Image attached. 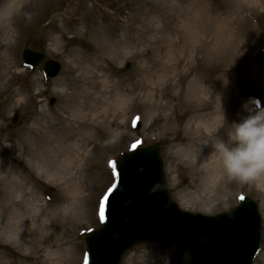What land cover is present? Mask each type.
<instances>
[{
  "label": "rangeland",
  "instance_id": "rangeland-1",
  "mask_svg": "<svg viewBox=\"0 0 264 264\" xmlns=\"http://www.w3.org/2000/svg\"><path fill=\"white\" fill-rule=\"evenodd\" d=\"M190 2L197 3L204 10L193 12V8L185 9ZM23 11L20 12L19 23L11 30H16V34L7 39L12 47L9 59L7 63L5 60L0 62V176L8 166L20 165L13 160L17 146H9L18 139L28 138L27 133L30 136L39 134L42 125L49 127L52 123L54 129H64L65 126L72 133H87L90 136V139H83V142L88 140L84 149V168L74 170L73 174L81 196L77 200V207L80 208L77 221L80 225L73 235L78 257L81 251L80 264H87L86 233L98 228L101 223L100 199L115 181L113 165L120 156L133 149L134 144L144 147L156 143L160 144L159 155L168 192L179 208L213 214L234 207L243 195L257 203L261 217V240L253 264H264L261 190L250 181L237 182L229 176L226 180L221 178V184L209 186L202 192L201 182L192 174L188 163L173 154L178 145L185 144V126L196 114V111L190 114L193 109L190 104L193 103L187 93L189 80L196 74L203 78L205 86L213 83V77L215 83L224 76L232 78L225 140L231 122L246 115L244 105L251 100L264 104V0H48L42 8ZM193 13H199L201 21L210 26L218 25L226 30L220 37L222 47L216 51L215 59L211 55L209 59L200 61L199 67L192 73H187L192 57L190 54L185 57L188 53L184 51L180 62L174 66L175 73L171 74L167 72V28L173 29ZM132 15L136 17L140 29L135 40L129 37L128 23ZM66 17L72 18L69 24ZM80 18L83 20L80 21ZM154 25H162V29L157 34L158 31L150 27L153 39H147L142 30ZM61 29L65 33H60ZM207 32L208 29L201 30L202 41L209 37L205 34ZM170 38L174 39V35ZM24 46L43 52L45 60H58L62 65L60 73L53 78L45 77L43 61L35 69L25 68L20 56ZM199 53L197 57L201 56ZM92 72L97 75L96 81L106 78V89L110 93L106 99L95 103L87 100L89 105L94 104L95 110L82 109L81 115L72 100H82L78 99L80 83ZM132 84L133 91L130 93L128 89ZM115 88L127 97L123 109L109 106L110 101L115 99ZM101 90L98 84L90 92L99 97ZM51 98H54L53 104H50ZM167 102L170 106L168 112ZM103 105L108 108L107 116L99 113ZM70 110H74L77 116H70ZM125 110L126 115L123 114ZM96 113L94 120H90ZM167 114L171 120L170 127H167ZM83 115L86 117L82 118ZM133 120H139L138 130L133 128ZM39 190L46 197L52 196V193L62 194H59V189L53 190L45 185ZM5 191V185H0V199H3ZM184 197L187 201L183 200ZM144 255L159 256L156 258L158 261H169L170 264H187L186 250L174 238L157 244L136 245L122 256L119 264ZM0 257L1 264L36 262L35 257L16 251L5 241H0ZM128 264L142 262L138 258Z\"/></svg>",
  "mask_w": 264,
  "mask_h": 264
},
{
  "label": "bare ground",
  "instance_id": "bare-ground-1",
  "mask_svg": "<svg viewBox=\"0 0 264 264\" xmlns=\"http://www.w3.org/2000/svg\"><path fill=\"white\" fill-rule=\"evenodd\" d=\"M159 1L165 0H157V2ZM47 2L48 0H0V62L5 60V63H7L9 59L8 54L10 55L9 51L12 47L7 39L16 34V30L14 32L11 30L19 23L20 12L29 8H42L46 6ZM94 6L95 4L91 8ZM189 8H193V12H198V9L200 11L204 10L194 2L185 5V9ZM199 13L198 15L193 13V15L186 16L184 21L182 20L175 27H172L173 29L167 28V33L170 36L174 35V39L167 35V72L175 73L173 71L174 66L180 62L181 54L184 51L188 53L185 57H188L189 54L192 57V63L187 72L192 73L195 68L199 67L200 61L209 59L211 55L215 59L216 51L222 47L220 37L225 34L226 30H222L221 26L212 27L210 24L201 21ZM83 18L79 20L82 21ZM71 19L66 17L67 24ZM128 27L129 37L135 40L139 29L135 16H131ZM150 27L155 32L158 31L157 34H159L162 25L144 27L143 33L147 39L152 40L153 35L149 32L153 30ZM204 28L209 30L205 33L209 37L202 41L200 32ZM61 32L65 33L62 29ZM54 40L56 42L57 38L55 37ZM179 43L181 45L178 46ZM201 50L202 53H199ZM193 53H195L194 56ZM198 53L201 56L197 57ZM5 65L7 67V64ZM96 77L97 75L94 72L89 73L83 79L84 81L82 80L80 83L81 90L78 99L80 97L82 100L79 99L78 102L72 100L74 107L79 108L81 115L82 109L95 110L94 104L89 105L86 102L87 100L95 103L99 99H106V96L110 93L106 89V78L96 81ZM202 79L201 76L196 74L195 77L189 80L187 93L190 97L189 100L193 103L190 104L193 107V109L190 107L192 109L190 114L194 111H196V114H194L193 120H190L185 126L184 133L187 135L185 144L178 145L173 154H176L181 161L188 163L193 171L192 174L201 182V191L204 190L205 192L209 186L213 187L221 184L220 181L223 182L221 178L224 177L226 180L229 177L225 173L218 155L213 152L212 140L216 137L222 139L226 137L229 122L227 116L231 106L229 96L232 90V78L230 75L229 77L224 76L216 83L214 77L213 79L209 78L213 82L209 86H205L206 84L203 83ZM98 84L102 88L99 97L90 92L91 90L94 91ZM133 86V84L130 85V90L128 89L130 93L133 91ZM168 87L167 85V89ZM209 87H211L210 90ZM117 90L118 88L114 89L115 99L110 101L109 106L113 107L115 105L123 109L127 97L119 94ZM147 97L146 94L145 98ZM169 107L167 102V112ZM106 108V105H103L99 113L103 112L107 116L108 111ZM209 108H212V110L210 111ZM202 111H206V113H202ZM97 114L90 117V120H94L93 117H96ZM123 114L126 115V110ZM84 115L81 117L85 118ZM70 116L73 118L77 116L74 110L73 112L70 110ZM223 116L225 123L220 127L223 123ZM73 118H70V120H74ZM170 124L171 120L167 114V127H170ZM41 129L42 131L39 134L30 136L31 134L27 133L28 138L18 139L9 146H17L13 160L20 162V165L8 166L4 169L6 174L0 176V185H5L6 189L3 199H0V241H5L16 251L24 253L26 256L35 257L36 262L34 264H80L81 251L78 257L73 235L80 225V222L77 221L80 212V208L77 207L79 205L77 200L81 196L73 174L74 170L84 168L86 159L84 149L88 140L84 143L83 139L86 140L90 136L87 133H72L65 126L64 129H54L52 123L49 127L42 125ZM81 161L83 162L81 163ZM197 178L194 179L193 183L196 182ZM236 181L239 182L238 179ZM250 182L261 190L263 199L261 205L264 207V175L258 176ZM43 185L49 186L53 190L59 189V194H62L52 193V196L46 197L39 190ZM183 200L187 201V198L184 197ZM158 257L136 256L129 258L125 264L138 258H140L142 264H170L169 261H158L156 259ZM1 259L0 257V264Z\"/></svg>",
  "mask_w": 264,
  "mask_h": 264
},
{
  "label": "water",
  "instance_id": "water-1",
  "mask_svg": "<svg viewBox=\"0 0 264 264\" xmlns=\"http://www.w3.org/2000/svg\"><path fill=\"white\" fill-rule=\"evenodd\" d=\"M44 58L43 53L27 48L22 53L31 67ZM59 68V63L49 60L45 74L53 77ZM116 170L103 222L85 238L89 264H119L133 246L174 236L186 247L187 264H252L261 236L252 200L245 197L232 210L214 215L179 209L166 188L158 145L124 155Z\"/></svg>",
  "mask_w": 264,
  "mask_h": 264
},
{
  "label": "clouds",
  "instance_id": "clouds-1",
  "mask_svg": "<svg viewBox=\"0 0 264 264\" xmlns=\"http://www.w3.org/2000/svg\"><path fill=\"white\" fill-rule=\"evenodd\" d=\"M243 111L246 115L228 127L227 139L216 137L212 143L225 173L247 182L264 175V104L251 100ZM224 123L223 116L220 127Z\"/></svg>",
  "mask_w": 264,
  "mask_h": 264
},
{
  "label": "snow or ice",
  "instance_id": "snow-or-ice-1",
  "mask_svg": "<svg viewBox=\"0 0 264 264\" xmlns=\"http://www.w3.org/2000/svg\"><path fill=\"white\" fill-rule=\"evenodd\" d=\"M133 147L135 148L136 147V145L134 144L133 145ZM113 166H115V165H113ZM105 200L107 199V197H105L104 198ZM244 198L243 197H241V200H243ZM101 208L103 209V202L101 201ZM101 216L103 217V211L101 212Z\"/></svg>",
  "mask_w": 264,
  "mask_h": 264
}]
</instances>
